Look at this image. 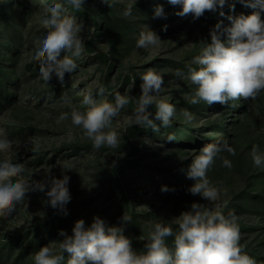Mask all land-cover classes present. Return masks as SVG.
<instances>
[{
    "label": "rangeland",
    "instance_id": "rangeland-1",
    "mask_svg": "<svg viewBox=\"0 0 264 264\" xmlns=\"http://www.w3.org/2000/svg\"><path fill=\"white\" fill-rule=\"evenodd\" d=\"M56 2L62 0H0V131L14 142L7 159L25 165L23 178L40 181L49 175H67L71 200L64 210L53 209L44 192H32L15 212L0 218V264H34V253L44 245L59 252L58 241L63 239L59 231L71 235L76 220L90 225L94 216L109 226H121L123 214L130 216L124 234L135 250L143 251L146 241L141 237L146 239L156 223H171L193 202L218 206L224 215L234 212L241 244L257 264H264V167H255L250 155L254 144L264 152V91L254 100L230 101L228 106H208L203 101L193 105L196 86L174 75L177 69L187 73L200 53V42L210 43V30L218 21L227 25V15H248L255 9L240 3L244 9L235 8L221 17L218 6L215 12L193 19L177 16L182 6L168 0H117L110 8L101 0H86L84 12L65 5L64 14L85 24L81 33L85 51L76 59V71L65 73L63 84L54 74L46 84L34 60V41L46 31L41 25L48 15L45 8ZM234 2L226 0L228 5ZM158 5L166 19L153 18ZM129 6L132 14L125 17ZM145 24L161 42L137 48ZM149 68L163 75L159 98L176 106L170 127L154 132L133 125L134 99L113 121L120 141L115 149L96 150L70 119L57 122L62 112L70 111L61 99L64 94L82 111L84 94L96 95L100 86L107 93L97 99L114 103L116 91L137 98L140 76ZM185 109L194 115L192 121L183 115ZM149 111L154 117L155 105ZM168 135L175 140L168 142ZM223 139L236 155L221 153L232 162L231 169L217 158L208 170V178L220 190L213 205L188 191L195 181L187 172L204 145ZM5 158L0 155V161ZM162 186L169 191H161ZM173 230L178 226L173 225ZM172 239L167 240L169 246Z\"/></svg>",
    "mask_w": 264,
    "mask_h": 264
},
{
    "label": "clouds",
    "instance_id": "clouds-1",
    "mask_svg": "<svg viewBox=\"0 0 264 264\" xmlns=\"http://www.w3.org/2000/svg\"><path fill=\"white\" fill-rule=\"evenodd\" d=\"M109 8L117 0H101ZM239 3L255 9L251 14L227 15L229 24L218 21L210 30V43L201 41L200 53L187 66V73L177 69L176 77L186 78L196 90L190 100L193 105L201 101L208 106L219 104L228 106L230 101L256 99L264 91V0H238ZM86 0H62L45 8L48 14L41 20L46 30L34 41V60L39 62L38 72L46 84L53 78L63 84L65 73H73L78 68L76 59L85 51V40L81 33L85 24L78 22L75 15H67L65 5L75 12L85 11ZM171 5H181L177 16L192 15L198 19L206 11L224 7L226 0H168ZM235 11V4L230 5ZM132 14L129 6L123 15ZM219 15L225 17L220 11ZM153 18H167L162 5L154 10ZM139 33L137 48L147 49L161 42L160 36L148 25ZM167 30V25L163 28ZM95 32V29H92ZM141 94L137 98L114 93V103L104 99L107 93L104 86L98 88L96 95L91 91L84 94L82 111L72 99L64 94L61 99L69 108L62 112L57 122L71 120L72 125L80 128L82 134L92 142L94 149L102 147L115 149L119 146V137L113 129V121L120 116L122 109L135 100L136 108L132 114L133 125L151 128L159 132L161 127H170L176 115V106L159 98L164 85L163 75L155 69H147L141 76ZM135 80L133 81V87ZM155 105V115L149 108ZM183 115L188 121L195 117L187 109ZM159 121V125L156 123ZM168 142L175 140L174 135L166 137ZM13 141L0 131V155L6 158L0 161V218H7L22 204L28 194L44 192L53 209L64 210L71 200L69 191L70 177L47 176L44 180H31L22 177L25 171L23 163H12L7 159L12 150ZM236 155L235 149L227 139L204 145L199 154L192 159L187 172L188 178L195 181L188 191L199 195L212 203L217 201L220 190L207 176L215 160L220 158L222 166L232 168V162L221 153ZM251 159L255 167H264V152L259 145L251 148ZM161 191H169L162 186ZM131 223V217L123 214L121 226H109L104 219L94 216L90 225L83 219L75 221L71 235L60 230L59 252L44 245L34 253V264H257L241 244V232L238 217L234 212L224 215L218 206H208L193 202L188 211H183L171 223H156L149 232L143 251L135 250L132 241L124 234V225ZM173 225L178 230H173ZM173 237L169 246L167 240ZM64 253H67L65 258Z\"/></svg>",
    "mask_w": 264,
    "mask_h": 264
},
{
    "label": "trees",
    "instance_id": "trees-1",
    "mask_svg": "<svg viewBox=\"0 0 264 264\" xmlns=\"http://www.w3.org/2000/svg\"><path fill=\"white\" fill-rule=\"evenodd\" d=\"M234 4H235V8H238V9H244V7H240V3L238 2V0H234ZM222 11L224 13H228V12H233L230 10V5H228V3H225L224 7L222 8ZM33 240H31L32 242Z\"/></svg>",
    "mask_w": 264,
    "mask_h": 264
}]
</instances>
